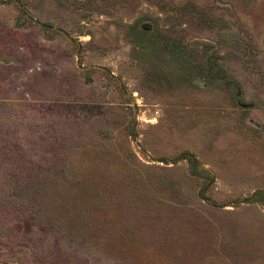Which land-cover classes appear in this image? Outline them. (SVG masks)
<instances>
[{
  "label": "rangeland",
  "instance_id": "rangeland-1",
  "mask_svg": "<svg viewBox=\"0 0 264 264\" xmlns=\"http://www.w3.org/2000/svg\"><path fill=\"white\" fill-rule=\"evenodd\" d=\"M0 264H264V0H0Z\"/></svg>",
  "mask_w": 264,
  "mask_h": 264
}]
</instances>
